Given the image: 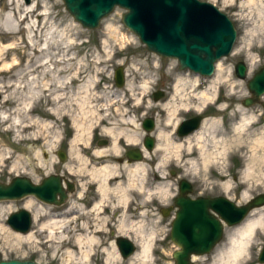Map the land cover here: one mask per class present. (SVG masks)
<instances>
[{"label":"rangeland","instance_id":"374dc122","mask_svg":"<svg viewBox=\"0 0 264 264\" xmlns=\"http://www.w3.org/2000/svg\"><path fill=\"white\" fill-rule=\"evenodd\" d=\"M8 1L0 0V14L11 19L0 18V181L8 182L19 175L39 183L47 175L61 174L75 188L59 206L34 196L0 201V260L139 264L136 257L129 258L149 240L146 264H174L176 246L170 239V228L180 179L191 182L193 197L225 196L240 205L264 192L262 108L241 105L249 95L247 80L264 66L263 8L249 0H235L233 4L201 0L226 14L236 30L230 54L215 63L211 75L204 76L180 69L176 59L148 51L123 25L122 8L115 7L90 30L74 20L63 0H45L36 14L46 13L47 21L39 23L32 17L17 26L6 8ZM238 61L247 66L244 79L235 75ZM117 66L125 72V84L120 88L112 79ZM216 72L218 79L213 77ZM157 88L166 90L165 99L154 100L152 92ZM202 90L216 95L196 109L197 93ZM193 114L204 115L201 127L193 133L203 132V139H193L192 152L185 157L187 144L179 149L173 146L182 142L174 129L182 118ZM147 116L155 118V148L141 161L127 163L124 159L128 143L124 135L117 149L92 141L98 131L110 139V130H122L133 136L130 144H137L145 134L140 122ZM242 116L250 120L237 129ZM159 131L169 133L173 144L167 150L157 146ZM200 145L206 163L199 154ZM102 147H110L106 156L92 154ZM71 148L80 151L82 160L76 153L70 154ZM58 150L65 152L64 161L59 159ZM101 158H105L102 164L118 167L104 196L98 188L99 179L91 173L93 167L101 165ZM187 158L196 159V165L187 163ZM136 163L145 169L135 170ZM120 186L130 189L127 205H121ZM27 200L29 208L23 206ZM20 208L33 216L30 231L34 238L29 241H17L18 232L6 225V217ZM163 208H170L167 216L162 215ZM51 223L57 224L49 226ZM230 227L225 226L216 247L226 241ZM92 236L96 240L90 241ZM117 236L135 243V252L126 259L115 245ZM262 242L264 229L259 227L249 251L251 259ZM114 251L119 260L107 263L108 254ZM211 253L205 256L211 257Z\"/></svg>","mask_w":264,"mask_h":264},{"label":"water","instance_id":"95a60500","mask_svg":"<svg viewBox=\"0 0 264 264\" xmlns=\"http://www.w3.org/2000/svg\"><path fill=\"white\" fill-rule=\"evenodd\" d=\"M28 1V0H26ZM66 10L85 29H95L100 21L115 7L125 10L123 25L133 32L146 49L161 57L176 59L179 68L199 75L209 76L215 63L230 54L236 38L232 21L214 4L201 0H63ZM235 75L244 79L247 66L243 61L234 65ZM115 85L125 84L124 70H114ZM248 96L241 100L243 107L260 105L264 120V66L258 68L246 82ZM154 100L161 98L154 92ZM204 116L196 114L179 123L177 134L190 135L201 127ZM141 126L145 136L143 147H131L125 151L127 163L141 161L146 152L155 148L152 136L155 118L147 116ZM64 161L66 154L58 150ZM75 188L73 182L61 174L45 176L39 183L29 177L16 175L8 182L0 181V201L17 200L34 196L41 202L61 205L68 193ZM192 184L187 179L178 182V193L174 198L176 208L171 221L170 239L176 249L172 252L174 264H192V255L211 253L221 242L225 226L241 223L256 208L264 206V192L249 198L244 204H237L225 196H191ZM170 208H163L167 216ZM33 221L31 212L20 208L6 217V225L18 233L29 232ZM115 245L119 255L126 259L135 252L133 240L117 236ZM258 261L264 262V246ZM0 264H52L34 260H0Z\"/></svg>","mask_w":264,"mask_h":264},{"label":"bare ground","instance_id":"6f19581e","mask_svg":"<svg viewBox=\"0 0 264 264\" xmlns=\"http://www.w3.org/2000/svg\"><path fill=\"white\" fill-rule=\"evenodd\" d=\"M32 2L30 4L27 3H20L18 0H9L6 4V8L10 10L11 17L15 21L17 26H20L21 23H23L25 20H28L29 18L35 17L36 22H45L49 18L48 15H45L46 13H38L36 14V11L40 9L45 0H31ZM230 1L231 4L234 3L235 0H227ZM249 3L255 5L258 9L263 8L264 9V3L263 0H249ZM0 18H5L4 15L0 14ZM8 21H10L9 18H5ZM7 66V65H6ZM215 79L219 78V75L217 72L213 75ZM78 80V77H77ZM198 83V78L195 77L193 79V84L196 85ZM215 93H209L207 90H202L197 93V98L199 102L196 105V109H200L201 107L205 106L208 102L214 100ZM117 96V95H115ZM170 117H167V120H169ZM250 118L246 116L241 117L240 124L237 126V129H241L243 127V124L247 121H249ZM143 131V130H142ZM141 134V133H140ZM110 135V136H109ZM110 137V147L112 149L118 148V142L119 139L122 138V136H125V140L130 142L129 140L133 138L132 135L126 134L125 132L118 131L115 132V130H110L109 133ZM139 135V134H138ZM141 135H139L138 138H140ZM137 138V139H138ZM157 139H158V147H163L165 150L169 149L170 145L173 144L168 132L159 131L157 133ZM193 139H196L197 142L201 141L203 139V132H199L197 134L187 135L184 138H182V142H177L173 146L176 149H179L184 143L187 144L185 157L187 155H190L192 152V141ZM109 147V148H110ZM201 149L199 150V154L203 158V163H206L207 159L204 156V153L202 152L203 145H200ZM105 147H102L98 151H93V154L95 155H104L107 152V149ZM76 153L79 160H82L80 151L73 150V148L70 149V154ZM107 154V153H106ZM145 154V153H144ZM106 156V155H104ZM145 157V156H144ZM138 162V161H137ZM186 162L191 165H196L197 161L194 158H187ZM135 170H144L145 167L141 163H136L134 165ZM91 173L96 176L99 179L98 188L102 196L105 195L106 191L109 189V180L113 177V175L118 174V167L115 164H109V163H103L98 168L93 167L91 170ZM226 186L229 185L228 182L224 183ZM119 186V185H118ZM129 187H131V184H128ZM121 191H123L121 200V205H127L129 198L128 194L130 193V189H125L124 187H121ZM103 200L100 199V203ZM31 205L30 200H27L24 202V207L29 208ZM96 205V204H95ZM35 216L38 213V210L35 212ZM57 223H51V225H56ZM261 227L264 229V208H257L253 209L246 218L239 224L234 225L233 227H230L226 231V241L220 246L216 247L215 250L211 253V257H206L205 255H192L191 260L194 263H201V264H247L252 259L249 257V251L253 245V240L256 237L257 234V228ZM17 234V241H29L34 238L33 231H29L24 234L16 233ZM90 241L96 240L94 236L89 238ZM151 249L150 241L146 240L143 241L140 245V251L132 255L129 259L134 260L135 257L139 259V264H146V260L148 259L149 252ZM88 252L85 251L84 256L88 257ZM208 258V259H207ZM119 260L118 254L116 251H114L112 254L109 253L106 262L110 263L113 261Z\"/></svg>","mask_w":264,"mask_h":264},{"label":"flooded vegetation","instance_id":"af4514ba","mask_svg":"<svg viewBox=\"0 0 264 264\" xmlns=\"http://www.w3.org/2000/svg\"><path fill=\"white\" fill-rule=\"evenodd\" d=\"M112 79H113V81H114V83H115V79H114V76H112ZM154 92H158L159 94H160V96H161V98H163V99H165L166 98V90L164 89V88H157L156 90H154L153 92H152V97H153V95H154ZM194 115V114H193ZM193 115H191V116H188V117H184V118H182V120L181 121H183V120H185V119H188V118H191ZM204 116V115H203ZM143 119L144 118H142V121H143ZM141 121V122H142ZM180 121V122H181ZM141 122H140V128L143 130V128H142V126H141ZM177 128H178V125L175 127V129H174V133L178 136V134H177ZM97 134H98V136L96 137V139H94V133H93V137H92V141L96 144V145H98V146H104V145H107V144H110V139L109 138H106V137H104L103 136V134L101 133V132H97ZM178 137H180V136H178ZM143 138H144V136L141 138V139H139L138 140V142H137V144H130V143H125V145H127V148L124 150V153H125V151L126 150H128L129 148H131V147H138V148H141L142 149V147H143ZM180 138H184V137H180ZM137 145V146H136ZM88 153H90V152H88ZM92 154H93V152H92ZM107 155V154H106ZM102 156H104V155H102ZM124 159H126V157L124 156ZM105 160V158H101L100 160H98V161H100L99 163L100 164H102L101 162L102 161H104ZM77 175L79 176L80 174L79 173H77ZM77 180L78 181H80V178H77ZM263 246H264V242H262V244L260 245V247L258 248V252L253 256V258H252V263L253 264H264V262L263 263H260L259 261H258V256H259V253H260V251H261V249L263 248Z\"/></svg>","mask_w":264,"mask_h":264}]
</instances>
